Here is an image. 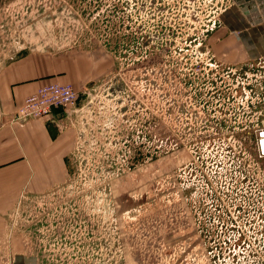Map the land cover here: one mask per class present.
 Returning <instances> with one entry per match:
<instances>
[{
  "label": "rangeland",
  "instance_id": "374dc122",
  "mask_svg": "<svg viewBox=\"0 0 264 264\" xmlns=\"http://www.w3.org/2000/svg\"><path fill=\"white\" fill-rule=\"evenodd\" d=\"M240 10L239 0H0V69L28 54L64 58L78 94L58 108L73 137L64 180L21 192L0 220V258L264 264L254 133L264 59L233 67L212 46Z\"/></svg>",
  "mask_w": 264,
  "mask_h": 264
},
{
  "label": "crops",
  "instance_id": "0c3cea01",
  "mask_svg": "<svg viewBox=\"0 0 264 264\" xmlns=\"http://www.w3.org/2000/svg\"><path fill=\"white\" fill-rule=\"evenodd\" d=\"M239 2L240 12L226 17L212 46L219 61L241 68L249 61L264 59V0ZM73 73V66L64 58L36 54L24 55L0 69V220L21 192L43 194L64 180L73 137L60 109L23 125L10 119L25 97L53 81L71 82ZM22 255L9 263L0 258V264H39Z\"/></svg>",
  "mask_w": 264,
  "mask_h": 264
},
{
  "label": "built area",
  "instance_id": "2783aa9c",
  "mask_svg": "<svg viewBox=\"0 0 264 264\" xmlns=\"http://www.w3.org/2000/svg\"><path fill=\"white\" fill-rule=\"evenodd\" d=\"M77 95V91L68 83L57 81L47 83L24 98L10 122L23 125L29 119L51 115L54 109H68L77 101ZM254 133L256 154L259 158H264V124L256 123Z\"/></svg>",
  "mask_w": 264,
  "mask_h": 264
},
{
  "label": "flooded vegetation",
  "instance_id": "af4514ba",
  "mask_svg": "<svg viewBox=\"0 0 264 264\" xmlns=\"http://www.w3.org/2000/svg\"><path fill=\"white\" fill-rule=\"evenodd\" d=\"M242 183H243V184H246V181L243 180ZM242 197H243V198H246L247 196L244 195V196H242ZM214 207H215V206H214ZM207 212H208V213H207ZM199 213H200V212H199ZM203 215H204L205 218H210V217L214 216V212H212V211H205V212L203 213ZM203 223H210V221H209V220H205V221H203ZM221 224H224V222H221Z\"/></svg>",
  "mask_w": 264,
  "mask_h": 264
}]
</instances>
